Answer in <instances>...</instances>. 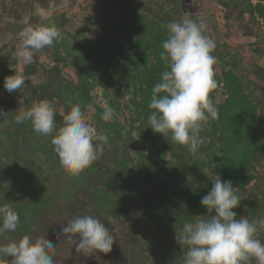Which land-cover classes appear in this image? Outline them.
I'll use <instances>...</instances> for the list:
<instances>
[{"label":"rangeland","instance_id":"374dc122","mask_svg":"<svg viewBox=\"0 0 264 264\" xmlns=\"http://www.w3.org/2000/svg\"><path fill=\"white\" fill-rule=\"evenodd\" d=\"M186 14L202 18L216 44L211 54L217 60V88L210 97L218 119L204 125L203 144L195 153L148 124L153 86L167 69L160 58L166 25ZM50 24L62 38L37 54L32 63L37 71L28 75L27 65L15 57L20 33L26 26ZM56 61L59 75L47 71ZM1 64L24 75L28 98L21 105L23 93L0 88V110L7 113L0 120V205L11 204L20 217L15 232L0 236V245L28 234L55 244V264H183L188 247L175 242L176 231L215 213L202 205L192 208L180 182L206 195L218 176L231 180L243 197L233 209L237 219L264 218V0H192L186 12L183 0H0ZM49 94L62 114L78 103L97 133L108 136L94 163L141 174L137 186L130 189L95 165L79 176L68 174L52 144L55 130L38 135L30 121L15 123L19 111ZM106 109L114 112L109 122L101 119ZM252 110L251 133L239 128L234 142L227 143L234 146L228 157L219 161V119L228 123ZM55 124L57 129L63 125ZM164 157L168 162H158ZM232 159L233 177L218 170L229 161L223 168L228 170ZM245 166L250 170L246 183ZM173 209L179 211L172 218ZM85 215L104 222L115 237L111 252L83 256L75 250V237L58 235L67 221ZM257 238L264 243V229ZM0 264H11V258L0 256ZM251 264H257L255 258Z\"/></svg>","mask_w":264,"mask_h":264},{"label":"clouds","instance_id":"9594fccd","mask_svg":"<svg viewBox=\"0 0 264 264\" xmlns=\"http://www.w3.org/2000/svg\"><path fill=\"white\" fill-rule=\"evenodd\" d=\"M166 28L168 38L162 42L160 58L167 65L161 73V80L152 89L148 107L152 110L148 124L156 133L165 137L171 133V140L186 146L195 153L203 144L200 136L210 119H218V110L210 94L217 88L214 65L215 41L206 34V23L202 18L184 16L179 21H170ZM21 43L15 57L28 65L35 62L37 54L51 47L62 38L60 29L54 24L26 26L20 33ZM26 78L14 73L5 78L4 88L13 93L19 90L23 95L18 102L23 105L28 94L24 89ZM55 109L47 99L34 102L29 108L14 116L17 124L30 121L38 135H50L54 150L65 171L79 176L90 167L108 144L106 134L97 133L94 125L82 112L77 103L63 116V125L57 129ZM7 113L0 110V120ZM114 112L106 109L101 119L109 122ZM231 180L222 181L219 176L213 181L209 192L200 204L215 214L209 219L198 218L187 221L176 231L175 242L187 246L183 264H264V243L258 239L259 229H264V218L237 219L233 211L241 199ZM20 224L18 212L11 204L0 205V236L15 232ZM76 238L75 250L83 256L96 252L109 253L115 237L98 218L90 215L78 216L61 226L58 235ZM55 244L43 237L35 240L23 235L18 241L0 245V256L11 258V264H55Z\"/></svg>","mask_w":264,"mask_h":264},{"label":"trees","instance_id":"16d2710c","mask_svg":"<svg viewBox=\"0 0 264 264\" xmlns=\"http://www.w3.org/2000/svg\"><path fill=\"white\" fill-rule=\"evenodd\" d=\"M56 59H58V55L56 56ZM58 61V60H57ZM54 64L53 67L49 68L47 71L50 73H56V74H60L61 73V68L59 65V62H57ZM37 71V67L34 64H28L25 70V73L28 75L34 74ZM14 74V70H10L8 68V66L6 64H1L0 65V88L4 87V81L5 78L9 75ZM40 96V95H39ZM43 99H47L48 101H50L55 109L56 115H55V122H61L63 123V116L65 114H67L70 111V107L66 108V112L65 114L60 113L57 108H56V104H55V100L53 98V95L49 94L48 97H44V96H40V100ZM255 114V111L252 110L250 116L246 117V116H236L234 117L232 120L228 121V123H225L221 120V118L219 119L220 122H222L223 124V136L220 138V141L222 142V146L219 147L220 152L222 153L221 157L219 158V161L223 159V157L227 158L229 155V150L234 147V146H229L227 145V143L229 141H233L234 142V137H237L238 135L236 133H238L240 130L239 128H243L244 130L247 131V133H251L248 132V128L247 126L249 125L250 122H252L253 119V115ZM225 121V120H224ZM248 124H247V123ZM252 129H254V127L250 126ZM230 132V135H227L226 133ZM240 143H238L239 145ZM182 146V145H181ZM236 159H232L230 161L234 162L231 163L229 166L228 170L225 169V171H223V168H225V164H228L229 161H226L222 164V167H219L218 170L223 172L224 174H226V172L228 174H230L231 177H233L234 175H236L237 173V165L235 162ZM158 162L163 163V162H168V158L164 157V158H159ZM92 165L98 166L99 168H101L102 170L104 169L105 171H107L113 178H117L122 180L124 182V185L128 186V188L132 189L133 186H137V184H139V180L141 178V174H131V175H125V174H121L118 172H115L111 167L108 166H102L97 162H93ZM91 165V166H92ZM249 166H245V183L246 181H248V177L250 176L249 173ZM181 180V179H180ZM185 180V179H183ZM135 184V185H134ZM180 184L182 185V193L183 195H188V199H187V203L192 205V208H196L198 206H201L200 204V200L201 198L204 196L202 190L199 187H196L194 184L188 185L185 181H181ZM17 211V209H15ZM178 210H170L169 212H171V217H175L176 214H178Z\"/></svg>","mask_w":264,"mask_h":264},{"label":"water","instance_id":"95a60500","mask_svg":"<svg viewBox=\"0 0 264 264\" xmlns=\"http://www.w3.org/2000/svg\"><path fill=\"white\" fill-rule=\"evenodd\" d=\"M183 9L185 12L189 9H192V3H190V0H183ZM92 123V122H91ZM93 124V123H92ZM94 125V124H93ZM95 127V126H94Z\"/></svg>","mask_w":264,"mask_h":264},{"label":"flooded vegetation","instance_id":"af4514ba","mask_svg":"<svg viewBox=\"0 0 264 264\" xmlns=\"http://www.w3.org/2000/svg\"><path fill=\"white\" fill-rule=\"evenodd\" d=\"M190 3H192V0H190Z\"/></svg>","mask_w":264,"mask_h":264}]
</instances>
